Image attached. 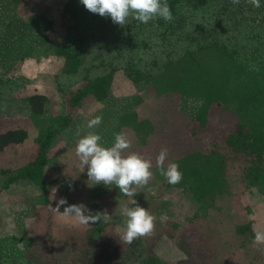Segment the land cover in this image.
Wrapping results in <instances>:
<instances>
[{
	"label": "trees",
	"instance_id": "obj_1",
	"mask_svg": "<svg viewBox=\"0 0 264 264\" xmlns=\"http://www.w3.org/2000/svg\"><path fill=\"white\" fill-rule=\"evenodd\" d=\"M23 2L0 0V99L23 111L16 124L0 132V151L10 148L25 156L15 166L0 167V194L18 183L33 188L14 217L17 236H0V264H35L25 221L39 216L43 207H55L50 172L70 168L64 159L76 156L75 146L83 136L67 141L70 148L64 153L52 156L51 151L73 128L74 111L83 109L89 100L102 123L87 127L84 135H100L104 147H111L118 133L128 136L134 148L146 146L157 134L154 121L139 118V107L148 96L170 101L173 114L183 121L192 139L213 123L223 124L222 141H214L206 151L188 152L174 162L183 174L180 183L170 185L165 178L167 187L186 189L191 195L196 211L190 222L207 220L220 209L219 202L232 196V166L225 158L232 154L251 159L252 166L243 175L245 189L264 191V0H260V8L246 0L237 5L231 0H167L172 21L157 18L143 24L129 18L123 26L89 12L80 0H62L56 14L26 18L19 12ZM60 24L65 29L58 42L47 41L49 33L57 34ZM44 58L62 61L54 87L63 98L66 114L48 115V97L26 87L30 81L22 73L23 62ZM120 74L134 93L114 90L122 89L116 85ZM72 168L76 174L64 175L60 189L66 191L68 200L85 204L90 200L93 205L96 197L87 171ZM151 171L159 172L157 168ZM85 174L87 180L82 178ZM141 207L150 212L149 206ZM115 220V215H109L90 223L84 248L66 246L67 262L188 264L183 246L180 257L168 261L160 256L159 247L143 253L140 238L132 256L118 261L103 232ZM48 222L41 220L38 229L45 230ZM254 231L252 221L235 225L242 247L253 244ZM46 258L48 262L50 254Z\"/></svg>",
	"mask_w": 264,
	"mask_h": 264
},
{
	"label": "rangeland",
	"instance_id": "obj_2",
	"mask_svg": "<svg viewBox=\"0 0 264 264\" xmlns=\"http://www.w3.org/2000/svg\"><path fill=\"white\" fill-rule=\"evenodd\" d=\"M61 1L24 0L19 12L25 18L40 13L56 14ZM64 29L65 26L60 24L57 34L49 33L47 41L58 42ZM61 66L62 61L57 58H44L38 62L27 59L21 66L22 73L30 81L26 87L35 89L48 97L46 108L48 115L60 116L67 112L63 98L54 87L55 75L60 72ZM116 85L122 88L121 90L114 89L118 93H134L133 88H130V84L125 82L121 74L116 77ZM93 103V100L86 101L83 109L74 111L73 128L60 137L51 151L52 156L67 151L70 148L67 141L84 136L86 131L83 130L87 128L88 121L101 116L96 111H92ZM172 107L170 101L148 96L145 104L139 107V118L154 121L157 134L147 140L146 146L134 148L131 144V147L124 153L125 155L139 154L152 162V169L159 170V172L152 171L153 176L149 184L137 187L132 197L139 206H149L150 214L155 217V227L151 234L139 237L141 251L150 254L156 250V247H159L158 252L162 258L174 261L180 257L183 246L188 264H264V244H251L244 248L241 246V237L235 234V225L248 221H252L254 232L264 231V191L259 188L245 189L246 180L243 175L249 172L252 166L249 157L242 154L225 157L232 166L229 180L233 181L234 191L230 198L219 202L218 208L220 209L213 212L205 221L190 222L196 207L188 190L166 186L165 177L161 175V170L156 165V157L162 149L168 150L164 166L166 170L169 163H174L184 154L191 151H206L212 147L214 141H222L225 135L222 129L223 124L213 123L203 135L190 138L183 121L173 114ZM21 117H23V111L20 107L0 99V132L16 124L14 122L19 121L17 118ZM21 154V151L16 152L10 148L3 152L0 151V167L17 165L25 158ZM77 161H79L78 158L72 155L71 159H64L69 169L60 170V172L54 169L50 172L49 178L53 179L50 190L56 202L64 198L69 205L82 203L91 212L96 211L102 214L106 212L107 215H115L116 220L109 222L103 231L105 238L109 241L110 249L118 261H122L125 256L126 258L131 257L137 248L136 245L134 246L136 239L131 244L120 239L126 221L122 214L123 209L125 206L132 207L129 197L121 192L117 193L118 188L115 185H95L91 182L96 197L91 205L90 200L86 204V201L82 200H68L66 191L60 189L59 182H62L64 175L68 177L69 174H76L72 166L75 168L78 166V170L81 171L80 165H76ZM85 170L87 171V167L83 172ZM82 178L87 180L86 174ZM32 188L28 183H18L0 194V236L11 234L17 236L18 229L14 217L20 214L21 201L31 194ZM74 188L82 191L78 185ZM66 206H61V213ZM30 207L32 208V205ZM41 220L49 221L47 228L43 231L38 229ZM25 222L28 236L33 240L31 245H33L32 253L35 264H75L72 261L67 262L66 246L68 245L70 250L84 248L90 224L81 225L74 218L61 216L53 208L47 209L46 207L39 210V216L37 214L36 217L28 218ZM45 253L50 254L51 259L48 262L45 256L48 257L49 254L45 255Z\"/></svg>",
	"mask_w": 264,
	"mask_h": 264
},
{
	"label": "clouds",
	"instance_id": "obj_3",
	"mask_svg": "<svg viewBox=\"0 0 264 264\" xmlns=\"http://www.w3.org/2000/svg\"><path fill=\"white\" fill-rule=\"evenodd\" d=\"M255 8H260V0H246ZM86 10L101 17H110L114 24L123 26L129 18L148 24L157 18L165 22L173 19L171 8L167 0H80ZM237 5L240 0H231ZM102 123V116H96L87 123L92 129ZM101 136L92 132L80 138L75 146V154L78 157L81 172L87 167L88 181L93 184H104L105 186L115 185L121 193L129 197L132 207L125 206L123 216L126 218L125 227L122 230V239L125 243L131 244L135 239L151 234L155 227V217L150 212L139 206L132 198L137 187L149 184L153 173L152 162L144 159L136 153H124L131 147V141L123 133L114 137V144L111 147L101 146ZM168 150L162 149L156 157V165L161 170L170 185H176L183 179L179 171V165L169 163L165 170V161ZM63 208L61 213V206ZM54 211L61 216L72 217L81 225L96 223L101 216L108 217L107 213L93 214L84 204H68V201L61 198L53 207ZM254 245L264 244V231L255 232Z\"/></svg>",
	"mask_w": 264,
	"mask_h": 264
}]
</instances>
